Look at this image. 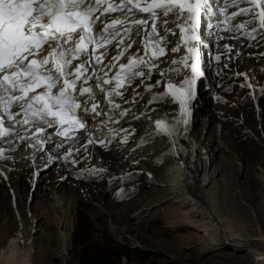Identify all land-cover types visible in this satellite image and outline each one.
Listing matches in <instances>:
<instances>
[{"label": "snow or ice", "instance_id": "6c2138e0", "mask_svg": "<svg viewBox=\"0 0 264 264\" xmlns=\"http://www.w3.org/2000/svg\"><path fill=\"white\" fill-rule=\"evenodd\" d=\"M229 8L235 10L228 14ZM218 11L224 21L250 16L226 31L253 25L245 35L254 39V33L264 30V0H223ZM209 13L217 14L212 0H0V143L11 145L19 125L26 132L17 139L44 152L75 143L80 130L119 123L130 109L121 110L116 98L129 103L124 91L138 80L152 79L154 72L162 79L145 85V90L163 83L165 91L149 103L178 104L177 123L187 124L197 80L204 74L201 27L202 16ZM181 44L186 54L171 61L180 67L160 69L161 58L180 52ZM185 69L190 75L179 83L171 81L172 73L180 76ZM154 123L158 134L176 131L163 119ZM53 134L61 139H53ZM93 143L105 141L90 135L82 147L87 151ZM5 151L0 147V160L8 159ZM73 152L78 154L80 148L68 147L63 159L76 164ZM99 171L93 168L90 175Z\"/></svg>", "mask_w": 264, "mask_h": 264}, {"label": "rangeland", "instance_id": "374dc122", "mask_svg": "<svg viewBox=\"0 0 264 264\" xmlns=\"http://www.w3.org/2000/svg\"><path fill=\"white\" fill-rule=\"evenodd\" d=\"M231 47L236 55V47ZM259 68H264V57L257 64L250 61L242 71L251 72L247 74L254 76L257 86L264 84ZM228 80L221 91L222 105L213 104L216 107L212 112L209 99L202 96L192 138L213 154L208 162L206 153L201 156L204 172L212 178L208 188L212 204L235 235L254 240L264 235V94L260 101L241 100L230 85L247 91L244 79L235 77L227 85ZM133 97L136 99V94ZM228 104L237 108L233 114L227 110ZM123 149L125 153L117 151L103 158L106 167L118 171L115 176L121 173L122 179L128 172L137 180L130 182L134 186L123 200L114 199L105 183L78 185L71 178L64 180L58 168H50L28 203L31 171L23 167L12 171L21 176L19 200L14 205L10 184L0 179V264H81L82 253L85 264H101L100 255L108 248L112 252L107 255L117 261V256L122 257V264H256L254 253L218 246L201 229L185 225V211L173 204L168 188L148 184L147 173L137 175V163L131 162L142 155H131ZM154 158L148 155L139 162L163 183L169 175L165 170L171 165L165 157L162 159L166 163ZM115 176L108 182L119 180ZM18 214L25 225H19ZM204 223L202 218H193L195 226L203 228ZM83 242L87 248H83ZM22 244H30L31 258Z\"/></svg>", "mask_w": 264, "mask_h": 264}, {"label": "bare ground", "instance_id": "6f19581e", "mask_svg": "<svg viewBox=\"0 0 264 264\" xmlns=\"http://www.w3.org/2000/svg\"><path fill=\"white\" fill-rule=\"evenodd\" d=\"M202 37L209 42L205 29L202 30ZM233 56H235L234 53ZM176 67H179V65H176L173 68ZM259 72L261 73V75H264V69H261ZM242 74L243 77L241 78L244 79V87L247 88V90H250L252 94L256 93L258 86L256 82L250 81V79L253 77L249 76L247 73L245 74V72H242ZM175 76L177 75L175 74ZM177 77L179 78V76ZM204 102L206 103L207 100H205ZM201 103L202 98H199L194 106L195 114L197 117L199 115V112L201 113ZM213 107V105H210L209 107L211 112L213 111ZM168 109L170 112H168L167 110H153L150 107L149 100H144L143 103H138L137 107H135L133 110H130L129 114L126 115L124 119L122 118V123H132L137 125L139 129L143 130L139 143L135 142L133 139H131V137L127 138V142L124 144V147L127 148V152L129 154L142 155L139 157V159H144V157H147L148 155H151L152 158L156 157L154 158L156 160L165 157L167 159V162L171 165L169 169L167 168V170H165V172L169 173V175L166 178L165 182L162 183L159 178H156V176L151 174L150 171L148 172V170H146L145 167L147 166L144 163L139 162V159L132 158L133 161L131 163H137L136 165L138 166L135 168L143 170L142 171L138 169L139 172L137 173V175L147 173L149 177L147 181L148 184L152 183L159 187L166 186L168 188L170 199L173 204H175L177 208H179V210L182 209L183 211H185L184 213L188 218V221L184 222L185 225H193V228L195 227L196 229H201L200 231L203 232L204 235H206L207 237H212L214 241L218 242V246H222L227 249H230L232 247L236 250L238 249V251H249L251 253H254V257L257 261L256 264H264V252H262L264 251V235H261L262 237L254 240H247L245 239V236L241 234L235 235V232L229 228L228 224H226V221L224 220V217L218 213L217 207H214V205L212 204V200H210L208 196V188L212 184V178L204 172L205 167L204 163H202L201 161V156L202 153H206L207 156H205L207 158V162L210 160L213 154L209 153V147H205V149H203L199 143H195L193 141L191 133L189 138L184 142V144L187 146L186 150L177 151L174 148L173 135L163 136L156 133L157 129L155 125L152 124L156 120L163 119L170 126H172L173 123L177 121V113L170 107ZM236 109L237 108L232 107L230 104L227 105V110H229L232 114ZM5 126H10V122L6 120ZM13 133H19V135H23L25 134V128L16 126V128L13 129ZM162 137H164V139H161ZM53 139L55 138L53 137ZM12 141L13 143L11 145L6 142L4 146H0L6 150L5 155L8 157L7 160H0V173H2L0 174V179H2L5 183L10 184V191L13 192V198H15L17 201L19 200L18 180L21 179V176L20 174H11V168L14 167L15 161L17 159L24 156L26 143L22 144L21 142H16L14 140ZM160 141H163L166 144H163ZM156 145L158 146L155 147ZM12 147L15 148V151L10 150V148ZM32 152L40 154L39 149H35ZM197 153H200V155L197 156ZM11 156L14 159L13 162H10ZM144 160H146V158ZM163 161H165L166 163V160ZM155 162L159 164L158 161ZM46 164L51 165L50 162ZM102 170L108 181H111L114 178L111 174L107 173L105 169ZM157 171L160 172V170ZM124 175L126 177L124 176V178L122 179H120L121 173L115 177H119V180H125L132 176V174L128 172L124 173ZM60 201L61 199H58L57 203H59ZM60 203L61 204L58 205L62 206V201ZM211 205H213V207ZM66 213V210H62L61 214L66 215ZM18 217L20 218L19 225H25L24 220H22L19 214ZM193 218H202L203 220H205L203 228L202 225H197L198 227H201L198 228L197 226L192 224ZM31 220H34V218H32ZM22 246L26 249V252L29 253V249L31 248L29 247L30 244L28 247H25V245L23 244ZM259 249H261L262 251H259ZM32 253L28 254V259L29 257H32Z\"/></svg>", "mask_w": 264, "mask_h": 264}, {"label": "clouds", "instance_id": "9594fccd", "mask_svg": "<svg viewBox=\"0 0 264 264\" xmlns=\"http://www.w3.org/2000/svg\"><path fill=\"white\" fill-rule=\"evenodd\" d=\"M203 38V37H202ZM204 39V38H203ZM260 41H262V39L259 37L258 38V42L257 43H260ZM231 45H234L237 49V54L235 56H233V50H232V47L231 48V51H227V53H225V56L222 58L221 62H220V65L218 66V69L219 70H223L222 73L220 74V76L218 77V75H212V69L210 68V66H205L206 68V72L209 74V78H210V82H209V86H203L199 92V98H203L202 96H205L209 99L210 101V104H219V105H222V93L221 91L225 89V81H227V79L229 78L228 80V83L227 85H229V82L231 79H235V77H243V74H242V71L244 70L242 67L244 64L246 63H249L250 61H254L256 64L258 62H260L263 57H264V47H260L256 54L249 58L247 56V54H249L248 52L250 51H247L245 49V46L241 45V43L237 42V43H233ZM259 45V44H258ZM207 56V58L209 59V56L208 55H205ZM230 65V68L228 70H224L225 66H229ZM207 68L209 70H207ZM261 69H264V68H261ZM259 69V70H261ZM249 72V71H248ZM251 73V72H249ZM235 75L234 77H230L231 75ZM246 74V72H245ZM251 82H256V80L254 79V76L253 78L250 79ZM258 81V80H257ZM230 86H233V93L235 92V95L243 100L245 98L249 99V100H256V101H260V96L262 94H264V84H261L258 86V89H257V93H251L250 90H247L245 91L243 88H238V87H235L234 85H230ZM230 86H227V88H229ZM212 93V94H211ZM198 98V99H199ZM197 99V100H198ZM207 100V99H206ZM194 106H195V103H193V106H192V109H191V115L189 117L190 119V125L187 129V133H186V136L182 139L181 141V145L179 146L175 140H173L174 142V148L177 150V151H183V150H186L187 146L184 144V142L189 138V136L191 135V133L193 132L194 130V127H195V123H196V119L198 118L195 114V109H194ZM214 106V105H213ZM164 107V108H163ZM172 107V106H170ZM216 106H214L215 108ZM153 110L154 109H157L158 111L159 110H167V108H169V106L167 105H157V106H152L151 107ZM163 108V109H162ZM173 109V108H172ZM176 113H177V117L179 118V108H175L173 109ZM153 125H155V123H152ZM136 128H137V131L139 132V135L137 136L138 138V141L140 142V137L142 135L140 129L138 128V126L136 125ZM156 133L158 134L157 130H156ZM124 135V134H123ZM176 133L174 132L173 133V136H175ZM161 139H164V137H162ZM111 153H115V152H111ZM111 153H105V152H100V157L97 158V160L99 161V166H102V167H105V164L103 162V158L104 156L108 155V154H111ZM122 153H125V152H122ZM54 154V153H53ZM52 154V155H53ZM25 155V154H24ZM51 155V156H52ZM127 156V155H126ZM128 157V156H127ZM23 158V157H22ZM22 158H19L15 161V170H13V168H11V174H15L13 173L12 171H16L18 168L22 169L23 167H25V170L27 171H31L30 173V190H29V196H28V200L27 202L28 203H31L32 202V196H33V192L36 190V188L38 187V184H39V181H40V178H42V175L43 173L46 171V170H49L50 168H58L59 169V175L61 176L62 175V172H63V169H62V166L63 165H59V164H54L53 166H45L46 163L44 161L43 163V166L38 168L37 171H33V169L30 167V164L29 162H25L22 160ZM129 158V157H128ZM131 159V158H130ZM132 160V159H131ZM46 167V168H45ZM146 170L148 169L147 167H145ZM118 171L116 170H112L111 167H110V170H109V173L110 174H114V173H117ZM120 172H123L120 171ZM132 172H135V170H133ZM32 175H33V178H32ZM116 175V174H115ZM113 175V176H115ZM63 176V175H62ZM120 181V180H119ZM137 180L134 179V178H131V181L130 182H136ZM101 183H105L106 186H108V180L106 179L105 182H101ZM76 184L80 185L82 183H77ZM133 184L131 185L130 183V187L129 189L133 188ZM9 187V186H8ZM109 188V186H108ZM128 189V190H129ZM11 193H13L11 191ZM15 202H16V199L13 198V203L15 205ZM30 213V212H29Z\"/></svg>", "mask_w": 264, "mask_h": 264}, {"label": "trees", "instance_id": "16d2710c", "mask_svg": "<svg viewBox=\"0 0 264 264\" xmlns=\"http://www.w3.org/2000/svg\"><path fill=\"white\" fill-rule=\"evenodd\" d=\"M77 236H79V234H77L76 237ZM83 243H84L83 244V248H87L88 246L86 245V243L85 242H83ZM111 252L112 251L108 248L107 251H104L100 255L101 264H122V262H121L122 261V257L117 256L118 257V261H117L115 258L111 257L110 255H107V254H110ZM104 253H106V254H104ZM83 255H84L83 253L79 255V259L81 261V264H85ZM114 256H115V254H114Z\"/></svg>", "mask_w": 264, "mask_h": 264}]
</instances>
